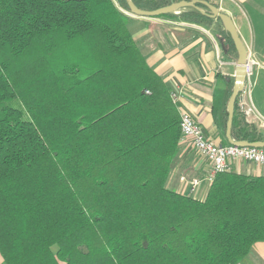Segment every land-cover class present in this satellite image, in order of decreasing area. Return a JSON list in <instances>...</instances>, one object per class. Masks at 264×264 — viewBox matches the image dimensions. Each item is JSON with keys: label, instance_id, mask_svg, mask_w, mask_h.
Segmentation results:
<instances>
[{"label": "trees", "instance_id": "1", "mask_svg": "<svg viewBox=\"0 0 264 264\" xmlns=\"http://www.w3.org/2000/svg\"><path fill=\"white\" fill-rule=\"evenodd\" d=\"M145 10L181 0H133ZM218 7L213 0H207ZM157 17L213 27L199 4ZM126 0H0V253L5 264H239L264 241V174L167 186L181 110L129 29ZM234 81L215 99L226 138ZM234 140L264 141L238 108Z\"/></svg>", "mask_w": 264, "mask_h": 264}, {"label": "crops", "instance_id": "2", "mask_svg": "<svg viewBox=\"0 0 264 264\" xmlns=\"http://www.w3.org/2000/svg\"><path fill=\"white\" fill-rule=\"evenodd\" d=\"M213 1L233 18L247 47L253 73L264 74V0ZM126 13L130 16L129 29L147 62L172 92L178 93L180 110L191 114L211 138L222 142L223 134L214 120L213 104L215 99L222 98L229 82H235L236 61L227 57L219 34L212 26L205 27L181 18ZM261 92L264 93V89ZM260 109H264V103ZM188 142L191 143L190 140L181 141V152L167 186L204 199L211 183L204 181L196 193H190L186 181L208 175L210 164L196 148L188 147ZM251 164L252 171L256 172L250 175L264 174L262 166ZM0 264H5L1 253ZM239 264H264V241L255 243Z\"/></svg>", "mask_w": 264, "mask_h": 264}, {"label": "built area", "instance_id": "3", "mask_svg": "<svg viewBox=\"0 0 264 264\" xmlns=\"http://www.w3.org/2000/svg\"><path fill=\"white\" fill-rule=\"evenodd\" d=\"M253 68L248 65L245 86L238 95V108L245 116L246 121L259 125L264 124L263 114L260 113L252 98ZM171 97L175 103L179 102L177 92ZM182 140H190L201 156L210 164L208 175L186 181L190 193L204 182L212 183L218 173L235 170L236 162H250L264 168V146H240L232 143H223L211 138L204 128L189 113L181 111ZM183 180H186L183 178Z\"/></svg>", "mask_w": 264, "mask_h": 264}, {"label": "water", "instance_id": "4", "mask_svg": "<svg viewBox=\"0 0 264 264\" xmlns=\"http://www.w3.org/2000/svg\"><path fill=\"white\" fill-rule=\"evenodd\" d=\"M128 6L130 8V13L136 16H143V17H157L163 14L177 12L179 9L183 7H196L201 10L199 4H204L207 6L211 11V16L215 18H220L223 22L225 28L229 31L236 46L238 52V59L236 61V71H235V82L232 94L228 101L227 110H228V120H227V128H226V138L229 143L240 145V146H258L263 147L264 141H256V142H249L247 140H234L232 137V126L236 108V101L238 98L239 93L245 86L246 77H247V69L249 65L248 59V51L245 43L243 42L235 22L230 14L222 11L216 5L208 2L207 0H181L177 2H172L169 5L157 8L155 10H145L138 7L133 0H126ZM202 11V10H201Z\"/></svg>", "mask_w": 264, "mask_h": 264}, {"label": "rangeland", "instance_id": "5", "mask_svg": "<svg viewBox=\"0 0 264 264\" xmlns=\"http://www.w3.org/2000/svg\"><path fill=\"white\" fill-rule=\"evenodd\" d=\"M252 89H253V93H254V94H252V98H253V95H254L253 101L255 102L256 107L258 108L260 113L263 114V116H264V109H260L262 107L263 103H264V93L261 92V90L264 89V74L260 75V74H256V72L254 73ZM263 121H264V118H263ZM258 126H259V128L261 130H264V124H262L260 122V124ZM186 145L188 147H190V148H194L195 149L193 144L190 143V142H188ZM250 165H253V164H251V163L249 164L248 162H245V161H243V162L239 161V162L235 163V170L238 171V172H243V173H248V174L249 173L250 174L255 173L256 171L255 170L252 171ZM188 179H186V180H188ZM189 180H192V179H189ZM196 192H197V190L195 192H193V193H196Z\"/></svg>", "mask_w": 264, "mask_h": 264}]
</instances>
